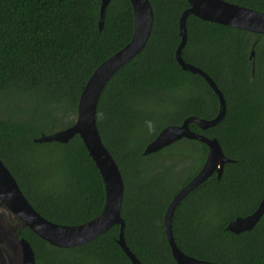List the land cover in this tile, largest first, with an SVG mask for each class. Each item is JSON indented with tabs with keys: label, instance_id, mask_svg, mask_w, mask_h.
<instances>
[{
	"label": "trees",
	"instance_id": "obj_1",
	"mask_svg": "<svg viewBox=\"0 0 264 264\" xmlns=\"http://www.w3.org/2000/svg\"><path fill=\"white\" fill-rule=\"evenodd\" d=\"M153 25L145 46L106 81L96 125L121 172L120 214L126 245L142 264H177L163 217L174 194L202 168L205 143L181 138L154 152L146 145L188 116L213 118L218 97L175 59L179 17L187 0H149ZM264 12V0H225ZM101 0H0V159L33 208L58 224L85 223L102 211V177L78 134L67 142H35L70 127L93 70L131 38L129 0H110L98 27ZM184 61L207 73L226 110L205 129L230 159L176 205L171 221L178 248L220 264H264V213L239 233L229 221L253 212L264 195V34L189 14ZM254 43V46H253ZM253 49L254 55L249 58ZM253 66V75H252ZM37 264H131L117 242L119 225L74 247L49 244L19 230Z\"/></svg>",
	"mask_w": 264,
	"mask_h": 264
},
{
	"label": "water",
	"instance_id": "obj_2",
	"mask_svg": "<svg viewBox=\"0 0 264 264\" xmlns=\"http://www.w3.org/2000/svg\"><path fill=\"white\" fill-rule=\"evenodd\" d=\"M109 1L101 0L100 2L99 29L103 26L105 10ZM129 1L134 18L131 38L121 49L114 52L93 70L79 95L74 123L68 128L49 134L42 133L34 138L35 142H67L73 135H79L102 177L105 190L102 211L95 218L78 225L58 224L47 220L33 208L20 190L14 176L1 159L0 202L18 218L22 226H27L49 244L61 248L84 244L107 231L112 225L118 224V244L130 259L131 264H142L134 253L130 251L123 237L124 220L121 217L120 210L124 182L117 163L101 139L95 118L97 101L106 81L121 65L134 57L145 46L152 29L153 10L150 1ZM187 2L189 7L183 10L179 17L178 29L180 42L175 51V59L182 69L197 73L206 80L218 97V112L210 119L188 116L179 125L165 126L146 145L143 153L148 154L154 152L183 137L195 139L206 144L208 150L202 168L174 194L165 210L163 225L171 254L177 264H220L207 260H199L183 253L174 241L171 228L172 215L180 200L212 175V173L215 172L217 177H220L224 163L230 161L223 154L217 138H209L189 128L190 122L195 123L201 129L215 125L224 116L226 104L221 90L212 78L202 69L184 61L181 57V50L187 38L185 20L189 14H193L202 20L247 30L255 34H264V12L225 0H187ZM253 55L254 51L251 49L249 58H252ZM263 213L264 195L253 212L246 216H238L229 221L226 229L234 233L249 230L260 219ZM7 251L11 252V264H37L30 243L23 237L18 238L15 246L7 249Z\"/></svg>",
	"mask_w": 264,
	"mask_h": 264
},
{
	"label": "flooded vegetation",
	"instance_id": "obj_3",
	"mask_svg": "<svg viewBox=\"0 0 264 264\" xmlns=\"http://www.w3.org/2000/svg\"><path fill=\"white\" fill-rule=\"evenodd\" d=\"M24 227L11 211L0 202V264H11V252L18 241L19 230Z\"/></svg>",
	"mask_w": 264,
	"mask_h": 264
}]
</instances>
